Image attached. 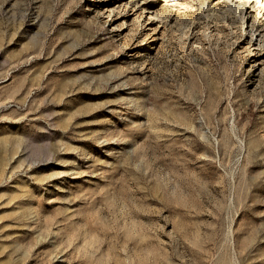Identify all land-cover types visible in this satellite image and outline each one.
Masks as SVG:
<instances>
[{"label":"rangeland","instance_id":"374dc122","mask_svg":"<svg viewBox=\"0 0 264 264\" xmlns=\"http://www.w3.org/2000/svg\"><path fill=\"white\" fill-rule=\"evenodd\" d=\"M153 1L149 50L97 0H0V264H264V68L216 10L258 5Z\"/></svg>","mask_w":264,"mask_h":264},{"label":"bare ground","instance_id":"6f19581e","mask_svg":"<svg viewBox=\"0 0 264 264\" xmlns=\"http://www.w3.org/2000/svg\"><path fill=\"white\" fill-rule=\"evenodd\" d=\"M258 5L259 12L256 18H247V9L245 5L232 6L230 2L221 3L217 6V12H228L234 17L235 12L241 14L240 17L241 26H246L250 23V37L246 38L247 51L250 55L256 57L253 60L252 66L261 71L264 68V28L261 24H257V19L264 18V0H255ZM203 9L208 8L206 2H203ZM206 11H208L206 9ZM96 12L106 19V22L115 23L120 22V27L125 26L130 22L136 25L137 39L132 40L130 44L134 48H138L146 41L148 49L153 50L156 45L157 35L162 31L159 28H164L168 25V22H172L173 17L170 13H167L163 8H159L158 4L153 0H97ZM236 19H238L236 17ZM117 29L116 27H113ZM131 33V31H130ZM132 34V33H131ZM133 35V34H132ZM117 37L120 33H117ZM193 37H191V40ZM147 51V49L145 50ZM137 53L136 57H140L139 60L145 61L151 53L146 52Z\"/></svg>","mask_w":264,"mask_h":264}]
</instances>
